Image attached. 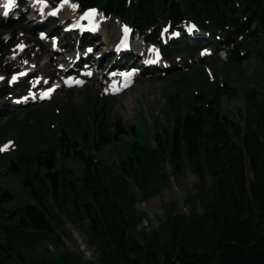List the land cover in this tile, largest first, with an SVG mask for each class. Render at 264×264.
<instances>
[{
	"label": "trees",
	"instance_id": "obj_1",
	"mask_svg": "<svg viewBox=\"0 0 264 264\" xmlns=\"http://www.w3.org/2000/svg\"><path fill=\"white\" fill-rule=\"evenodd\" d=\"M75 1L81 9L93 6L106 16H118L152 44H160L161 23H168L171 29L180 23H194L211 37L219 35V46L229 47L224 67L240 64L254 52L261 55L264 0ZM0 26L4 27L0 33V72L8 73L3 57L10 43L2 35L25 26L11 19H0ZM147 30L152 33L146 34ZM205 42L182 35L161 48L164 57L171 59L195 52ZM207 83L212 85L206 93L197 94L191 87L181 99L182 89L169 94L162 114L171 127L159 124L155 148L137 141L131 144L128 153L117 160L116 171L87 150L90 141L100 151L126 132L117 122L112 125L113 132L107 130L102 113L94 119L93 138L87 134L77 138L76 128L62 129L53 144L38 147L31 155L20 153L10 158L3 174H22L25 199L10 210L6 224L0 223V229L6 230L0 237V264L23 260L17 244L27 234L41 242L51 237L60 241L62 218L55 208L60 194L70 221L80 228L85 226L88 243L98 252L100 264H264V112L260 111L256 126L246 124L242 129L217 110L220 98L234 90L231 81L223 78L216 84ZM166 158L173 172L185 161L198 179L200 188L192 200H199L202 212L188 215L191 221L185 226L177 221L167 244L157 246L150 239L140 245L132 230L144 215L135 208L134 191L127 180L143 198L154 195L168 178L161 173ZM67 160L78 164L80 171L66 165ZM205 174L212 179L204 191L207 194L201 189ZM14 198V193L0 188V202ZM174 217L177 220L181 215ZM201 218L205 219L203 225ZM59 260L61 264H95L65 253Z\"/></svg>",
	"mask_w": 264,
	"mask_h": 264
},
{
	"label": "rangeland",
	"instance_id": "obj_2",
	"mask_svg": "<svg viewBox=\"0 0 264 264\" xmlns=\"http://www.w3.org/2000/svg\"><path fill=\"white\" fill-rule=\"evenodd\" d=\"M28 6L34 8V0L30 1ZM56 10H58L57 13ZM78 11L75 4L67 2L57 3L54 10L49 9V12H54V17H52L56 23L51 30H46L47 27L43 30L45 37L43 42H40L42 45L40 48L36 45L37 31H34L36 25L34 22L28 23L26 18L21 22L22 25L34 28H25V32H20L18 27L11 29L19 44L24 48L17 51L14 49V54L4 57L10 69L17 72L29 71L36 67L38 69L36 77H51V83L58 82L57 74H61V69L73 59V54L78 47L77 41L72 42L70 36L60 37L63 35L62 26L72 23ZM49 21L52 20L49 19ZM94 25L95 30L102 29V37H97L95 42L89 46L88 60L98 66V71L92 73V79H88L85 85L70 90L58 89L50 101L23 108L13 109L8 106L11 96L15 97L13 95H7L0 103V108H5L0 111V149L4 147V150L0 151V188L15 194L12 201L0 202V223L2 224L7 223L8 220L5 217L9 216L10 210L25 199V192L21 186L22 174H3L4 165L17 154L31 155L36 148L53 144L55 137L62 129L71 131L76 128L77 138L83 134L93 138L92 131L95 128L93 123L99 114H103V121L109 131L113 132L112 125L117 122V127L126 131L119 136L118 140L104 145L100 151L93 148L92 141L87 144L89 152L99 158L107 168H111V171H116L117 160L128 153L131 144L137 141L155 148L154 136L161 127L159 124L171 127L162 114V110L166 111V99L177 89L183 90L178 96L181 99L186 94V89L189 91V88L193 87L197 94L206 93L205 90L212 85L207 82L212 81L216 84L218 79L226 78L231 81L230 85L234 90L231 94L220 98L217 106L219 114L227 116L229 120L243 129L246 124L256 126L260 111L264 112V60L262 59L264 43H259L261 55H256L254 52L242 63L228 67H224L228 48L219 51L216 49L203 50L193 56L183 54L176 57L171 64L168 63L167 68L169 69L162 73L142 71L140 67L142 59H139L136 61L138 67L136 75L130 85L118 94L110 95L105 85V72L108 66L105 59L109 55L103 54H109L112 46L118 44L119 37L123 33H129V30L117 17L104 18L99 12ZM3 29L4 27L0 26V33ZM32 33H35L34 37ZM161 35L163 39L171 38L165 26H162ZM8 37L9 34L6 33L2 38L7 40ZM132 38L133 44L139 52H142V57L150 59L151 52L156 47L146 44L143 37L137 34H132ZM53 41L57 42V50L51 47ZM69 42H72L73 46L70 47ZM133 44L131 48L135 49ZM1 76L6 77L5 79L10 78L3 74ZM34 81L35 78L32 77L25 88L24 94L28 99H37L36 95L44 90L41 88L44 80H40L32 88L30 84L34 85ZM22 91L24 90L19 88L17 93ZM165 140L164 137V146H166ZM79 141L82 142L81 139ZM58 158L61 160L60 154ZM66 165L73 167L75 171H80L78 164L76 165L72 160H67ZM161 173L167 175L168 178L162 180L163 184L154 195L151 194L146 198L138 195L131 180H127L131 191H134L135 208L144 215L141 222L132 230L133 237L140 245L144 241L149 242L150 239L155 240L157 246L167 244L177 221L185 226L191 221L188 215L192 214L194 217L193 215L198 216L202 212L199 200H192V195L198 192L200 183L185 161L178 165V171L173 172L172 165L166 158L163 161ZM203 181L201 189L204 192L211 185L212 179L205 174ZM66 207L63 195L60 194L55 207L62 218L61 228L58 229L61 236L59 242H55L52 237L41 242L40 239L27 234L17 244L23 260H5V263L61 264L59 257L62 253L79 256L84 262L83 254L86 251L85 254L90 257L88 260L93 258L91 262L100 264L98 252L88 243V237L84 232L85 226L80 228L73 224L67 216ZM179 215L181 218L176 220L174 216ZM204 221V218L199 219L200 225H203ZM5 233V229H0L1 238Z\"/></svg>",
	"mask_w": 264,
	"mask_h": 264
},
{
	"label": "snow or ice",
	"instance_id": "obj_3",
	"mask_svg": "<svg viewBox=\"0 0 264 264\" xmlns=\"http://www.w3.org/2000/svg\"><path fill=\"white\" fill-rule=\"evenodd\" d=\"M15 3V0H7V3L4 5V8L6 9V11L3 13L5 16H7L8 15V11H7V9H10L12 6H13V4ZM192 29L191 28H189V31H191ZM41 35H43V34H41ZM5 147H7V146H5ZM3 149H0V151H2Z\"/></svg>",
	"mask_w": 264,
	"mask_h": 264
},
{
	"label": "bare ground",
	"instance_id": "obj_4",
	"mask_svg": "<svg viewBox=\"0 0 264 264\" xmlns=\"http://www.w3.org/2000/svg\"><path fill=\"white\" fill-rule=\"evenodd\" d=\"M64 2H67V3H69V4H75V3H73L72 1H70V0H64ZM5 5V4H4ZM64 5V4H63ZM75 19V18H74ZM129 45H130V47H131V43H129ZM121 80V79H120ZM119 80V81H120ZM103 81V80H102ZM119 81H118V83H119ZM116 90L118 89V87H116L115 88ZM56 92V91H55ZM55 92H54V95H55ZM81 251H84L83 249H81ZM86 251H84V254H83V258L85 259V261H91V260H93V258L92 259H90V260H88L90 257H89V255L87 256L86 254Z\"/></svg>",
	"mask_w": 264,
	"mask_h": 264
}]
</instances>
